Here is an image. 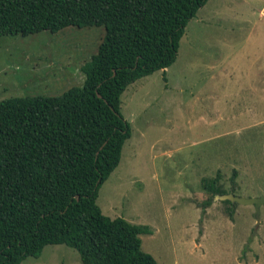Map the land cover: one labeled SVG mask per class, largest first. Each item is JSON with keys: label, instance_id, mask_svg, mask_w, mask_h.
Wrapping results in <instances>:
<instances>
[{"label": "rangeland", "instance_id": "obj_1", "mask_svg": "<svg viewBox=\"0 0 264 264\" xmlns=\"http://www.w3.org/2000/svg\"><path fill=\"white\" fill-rule=\"evenodd\" d=\"M104 34L0 38V102L83 85ZM121 113L132 136L99 191L103 213L148 226L142 249L159 264H264V205L257 227L254 206L214 199L264 196V0H209L176 62L130 85ZM22 264L82 262L51 245Z\"/></svg>", "mask_w": 264, "mask_h": 264}, {"label": "trees", "instance_id": "obj_2", "mask_svg": "<svg viewBox=\"0 0 264 264\" xmlns=\"http://www.w3.org/2000/svg\"><path fill=\"white\" fill-rule=\"evenodd\" d=\"M208 1L0 0V38L105 32L83 85L0 102V264L39 258L51 245L76 250L82 264H159L142 249L150 228L106 216L97 200L132 136L123 94L176 62Z\"/></svg>", "mask_w": 264, "mask_h": 264}, {"label": "water", "instance_id": "obj_3", "mask_svg": "<svg viewBox=\"0 0 264 264\" xmlns=\"http://www.w3.org/2000/svg\"><path fill=\"white\" fill-rule=\"evenodd\" d=\"M98 97L102 98L100 94H98ZM214 199L219 201H230L232 204H239L243 206H254L257 214V227L260 226L261 207L264 205V196L259 198L246 199V198L236 197L233 193H230L227 195H216Z\"/></svg>", "mask_w": 264, "mask_h": 264}]
</instances>
